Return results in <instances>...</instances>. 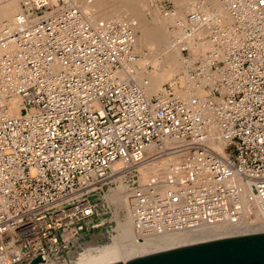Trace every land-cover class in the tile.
Returning a JSON list of instances; mask_svg holds the SVG:
<instances>
[{"label":"built area","instance_id":"obj_1","mask_svg":"<svg viewBox=\"0 0 264 264\" xmlns=\"http://www.w3.org/2000/svg\"><path fill=\"white\" fill-rule=\"evenodd\" d=\"M95 1L20 0L0 30V93L21 98L16 117L0 105V264H74L106 223L111 242L119 182L137 190L142 242L237 221L249 204L264 221V0H221L230 24L195 5L175 44L189 58L207 31L216 51L150 99L120 75L138 60L136 22L97 20ZM149 147L186 157L141 186Z\"/></svg>","mask_w":264,"mask_h":264},{"label":"bare ground","instance_id":"obj_2","mask_svg":"<svg viewBox=\"0 0 264 264\" xmlns=\"http://www.w3.org/2000/svg\"><path fill=\"white\" fill-rule=\"evenodd\" d=\"M178 1L180 3L182 2V0H178ZM206 1L211 5H214L218 10L217 11L216 9H214L211 5L206 4L207 6L205 7L211 10L210 14L219 15L222 18L223 22H225L226 24L231 23V19L228 16L227 12L225 11V8L221 0H206ZM20 7L21 6H19L17 0H0V30L2 27L6 25H12L15 21V18L22 14V7L21 10ZM202 7H204L203 4ZM128 8L130 9L129 13L126 12V9ZM194 8L193 10H195ZM150 9H151L150 0H99V1H95L93 4H87L84 6V10L87 11L94 10L95 16L99 21H102V19H129L132 20L133 22H136L138 26V33H140V35H138L137 37V41H136L137 44L135 49L138 55V60L134 64L127 67L126 70H123L120 73V75L123 79H127L129 78L128 72H130L133 78L136 80V82L140 86H142L144 93L148 99H150L149 97H152L153 95L161 91L164 80L167 79L168 81V79H170L173 72L178 70L177 64H179L176 60H174V57L169 52H166L164 49H162L165 55L163 60L158 62H152L150 64L154 68V71L150 70V72H143L142 70L140 72L138 70V68L140 67V63H139L140 54H138V52H141V50L145 48V45L158 42L157 37L162 32V28H160L159 26L154 27L152 25L150 26L147 24L148 21L146 22L145 14L138 13L139 11L141 12L143 11L144 13H146V11ZM177 10L179 11L178 14L177 13L174 14L173 12L170 15L173 16L174 14V17L171 16V18H173L175 23L176 21H178L177 24L180 26V23H182L184 19H180L181 9L177 8ZM168 18L170 19V16ZM205 18L207 19L206 16ZM168 33L171 34L172 36L170 37L173 38V36L175 37L177 32L174 33L175 35L172 34L173 32L170 33V31ZM203 35L204 32L198 33L196 39H194L193 41L190 40L188 42V46L193 49L192 51L195 52V54L205 56L211 50L216 51V47L210 39L208 40L204 38ZM177 36L179 38L181 36V32L177 33ZM225 43L227 44V42ZM189 53H190V49H189ZM2 54H3V50L0 48V57L2 56ZM193 61L194 60L190 59L189 57L188 73H189V69L193 65ZM144 65L145 64H142L141 67H144ZM188 73L183 74L182 76H178L172 81L178 79L181 82V84L184 85L187 81ZM183 76H184V80L181 79V77ZM8 98L9 97L8 96L6 97L5 94L0 93V105L1 107L6 105L9 106L7 112L8 115L11 117H16L21 112V98L18 95L13 96V98L10 100H8ZM212 144H213V148L218 153L220 154L224 153V147L221 145L222 144L221 142H213ZM170 146L171 144H167L165 148H169ZM157 151L158 149L156 147H149L146 151L148 156L155 154H159V156L157 157V159H154L153 161H149L148 163L142 166L140 172L141 176L139 180L141 186H143L146 180L150 178L148 177L146 179V177L143 175V170L149 163H152L159 159L166 158L170 154H173L175 155V157L178 156V158L182 160L180 162L181 164L184 162L186 157V153L183 150H180L177 153L169 152L166 154L162 153L163 151H158V152ZM125 187L121 182L116 190L115 189L111 190L113 191V193L108 196L110 203H112L113 205L117 204L118 206H120V208L126 207L127 208L126 210H128L126 211L127 214L124 215L122 220L118 216V222L116 227L117 235H115L112 238L111 242L102 244V246L103 245H107V246H103L99 248H90L89 251L83 256H81V258L74 264H115L118 262H122L123 264H126L135 259L147 257L150 255H154L157 253H161L185 246H190V245L214 241V240L226 239L227 237L231 238V237H238L240 235L244 236V234L248 232L249 233L253 232V234L264 233V232L256 233L259 230L257 228L261 227L262 229H264V221L262 219L260 210L254 207L255 204L254 205L249 204L246 207V212L244 213L242 218L238 219L237 221H228L227 223L224 224L206 226L198 231H185L160 238H152V239L150 238L142 242L139 241L140 235L134 231L137 190L134 188H129L128 186ZM247 214H250V216L253 215L258 220H260L259 225L251 226L252 228L250 229L248 228L249 231L245 230L244 229L245 227L243 229L237 228L238 224L242 223V221L247 216ZM246 235H252V233ZM223 236H225V238ZM218 237H222V238H218Z\"/></svg>","mask_w":264,"mask_h":264},{"label":"rangeland","instance_id":"obj_3","mask_svg":"<svg viewBox=\"0 0 264 264\" xmlns=\"http://www.w3.org/2000/svg\"><path fill=\"white\" fill-rule=\"evenodd\" d=\"M17 1H18L19 6H21L20 0H17ZM198 2H201L205 6L211 5L206 0H182L181 3L178 0H176V2H175V0H150L151 9L146 11V13H144L143 11L138 12L140 14H145V17H146L145 19H146V22L148 21L147 22L148 25H150V26L152 25L154 27L159 26L160 28H162V32L157 37L158 42L152 43V44H147V45H145V48L143 50H141V52H138V54H140V61H139L140 67L142 64H145L144 67H141V68L139 67L138 70L140 72L142 70H143V72H150V70L154 71V68L150 64L152 62H158V61L163 60L165 55H164V52L162 49H164L166 52H169L174 57V60H176L179 63V64H177L178 70L173 72L172 76L170 77V79H168V81H167V79L164 80V82L162 84L161 91L163 90L164 85L166 83L172 81L173 79L177 78L178 76H182L183 74L188 73L189 58L186 57L185 55H183L181 46H177L175 44L176 39H178L177 33L180 32L181 28L179 30L175 29L176 26L179 27V25L177 24L178 21H176V23H175L173 18H171L172 15H170V14H172L173 12H174V14H176V13L178 14V12L180 10L178 9L179 10L178 11L177 8H180L181 9V18L180 19H184L191 11H193V8L196 7L195 5H197ZM173 5H175V10L173 12L168 13V14H164L161 12L162 8H164V9L165 8H171ZM211 6L214 9H216V7L214 5H211ZM20 10H21V7H20ZM126 12L129 13L130 9L129 8L126 9ZM174 14L172 17H174ZM169 16H170V19L168 18ZM171 26H173V31H171V29H170ZM169 31H170V33L173 32L172 33L173 35H175L174 33L177 32L175 37L174 36H173V38L170 37L172 35L168 33ZM206 33H207V31H204V34H206ZM138 35H140V33H138ZM189 49H190V55H191L190 59H192V56L195 58H197L198 56L199 57L203 56V55L195 54V52L192 51L193 49L191 47H189ZM181 79L184 80V76L181 77ZM159 93H157L153 96H156ZM149 98H151V97H149ZM181 161L182 160H180L178 158V156L175 157V155L170 154L166 158L159 159L157 161L149 163L144 168L143 175L146 177V179L148 177L153 176V175H163L172 164L177 165V164H180ZM122 183H123L124 187L129 186V188H133V186H130L127 182H122ZM119 185H120V182L117 183V187ZM114 189L116 190L117 188H114ZM112 193H113V191H110L109 193H107L106 199L108 201H109L108 196ZM109 203H110V201H109ZM126 209H127L126 207L120 208V206H118L117 204L113 205V211H114L113 212V219L116 222H118V216H119V218L122 220L124 215L127 214L126 211H128V210H126ZM259 223H260V220H258L255 216H253V215L250 216V214H247V216L244 218L242 223L238 224V226L237 225H235V226H237V228H241V229H243L245 227L244 229L248 230V228L249 229L252 228L251 226L259 225ZM246 226H249V227H246ZM108 229H109V224L106 223V225L103 228H99L98 230H95L92 232V235L89 239V244L92 246L91 248H99V247L107 246V245L102 246V244L108 243V235H107ZM257 229H259V230L256 233L264 232V229H262L261 227L257 228ZM251 233L253 234V232H251ZM251 233L248 232V233H245L244 235L251 234ZM223 237L225 238V236H223ZM218 238H222V237H218ZM227 238H229V237H227ZM130 239H132V238H130ZM111 244H108V245H111Z\"/></svg>","mask_w":264,"mask_h":264},{"label":"water","instance_id":"obj_4","mask_svg":"<svg viewBox=\"0 0 264 264\" xmlns=\"http://www.w3.org/2000/svg\"><path fill=\"white\" fill-rule=\"evenodd\" d=\"M38 262H44L42 254L32 264ZM126 264H264V233L185 246Z\"/></svg>","mask_w":264,"mask_h":264}]
</instances>
